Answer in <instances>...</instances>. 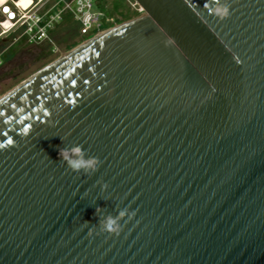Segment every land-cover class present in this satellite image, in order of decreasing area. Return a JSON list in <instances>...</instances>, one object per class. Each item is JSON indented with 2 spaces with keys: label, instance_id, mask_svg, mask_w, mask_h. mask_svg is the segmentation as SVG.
Instances as JSON below:
<instances>
[{
  "label": "water",
  "instance_id": "water-1",
  "mask_svg": "<svg viewBox=\"0 0 264 264\" xmlns=\"http://www.w3.org/2000/svg\"><path fill=\"white\" fill-rule=\"evenodd\" d=\"M136 1L0 98V264H264V0Z\"/></svg>",
  "mask_w": 264,
  "mask_h": 264
},
{
  "label": "built area",
  "instance_id": "built-area-1",
  "mask_svg": "<svg viewBox=\"0 0 264 264\" xmlns=\"http://www.w3.org/2000/svg\"><path fill=\"white\" fill-rule=\"evenodd\" d=\"M126 2L142 10L136 0ZM96 3L97 0H32L28 6H23L20 0H6L0 3V41L15 35V42L20 39L29 44L50 42L58 51L53 33L70 17L78 24L79 34L83 36L78 44H82L117 25H113L114 18L99 10Z\"/></svg>",
  "mask_w": 264,
  "mask_h": 264
},
{
  "label": "rangeland",
  "instance_id": "rangeland-1",
  "mask_svg": "<svg viewBox=\"0 0 264 264\" xmlns=\"http://www.w3.org/2000/svg\"><path fill=\"white\" fill-rule=\"evenodd\" d=\"M110 1L112 2L113 0ZM128 8L130 12H137L132 18L144 12L139 9V6L134 8L128 4ZM109 17L114 18L113 25H119L127 21L118 22L117 18H121V16L117 14ZM74 29H77L76 33L69 37V34H72ZM14 36L15 35H12L0 41V51L3 50L0 54V60L2 61V64H0V96L36 73L51 61L53 62L61 57V52L63 55L66 54V51H68V43L72 41L79 42L83 38V36L79 34L77 22L70 17L59 25L53 33V40L59 49L58 51H55V46L51 45L50 42L29 44L24 39L15 42Z\"/></svg>",
  "mask_w": 264,
  "mask_h": 264
},
{
  "label": "clouds",
  "instance_id": "clouds-1",
  "mask_svg": "<svg viewBox=\"0 0 264 264\" xmlns=\"http://www.w3.org/2000/svg\"><path fill=\"white\" fill-rule=\"evenodd\" d=\"M216 15L221 20L227 18L229 16V8L223 5L217 7ZM25 134H27V129H25ZM13 145V140L7 139L5 142L0 143V149L11 147ZM59 156L71 171L75 173L83 172L85 175L94 174L98 170L101 163L97 157L88 156L83 147L78 144L70 148H61L59 150ZM107 187L108 186L106 184L103 185V189H106ZM97 211H99V209H97ZM126 214L127 209L120 211L115 217L111 214L104 216L103 219L99 220L100 231L106 232L109 235H119L121 230L119 221L123 219ZM131 215H134V213L130 214L129 218H131ZM89 235H91V232H89Z\"/></svg>",
  "mask_w": 264,
  "mask_h": 264
},
{
  "label": "trees",
  "instance_id": "trees-1",
  "mask_svg": "<svg viewBox=\"0 0 264 264\" xmlns=\"http://www.w3.org/2000/svg\"><path fill=\"white\" fill-rule=\"evenodd\" d=\"M96 7L99 10L105 12V14L108 16H115L116 14L120 15L121 18H117L118 22L128 20L132 18V16L137 14L136 11L134 12L129 11L128 3L126 2V0H113L112 2L110 0H97ZM76 31L77 29H74L72 34H69V37L73 36L76 33ZM78 43L79 42H75V41L68 43L67 50L73 48Z\"/></svg>",
  "mask_w": 264,
  "mask_h": 264
},
{
  "label": "bare ground",
  "instance_id": "bare-ground-1",
  "mask_svg": "<svg viewBox=\"0 0 264 264\" xmlns=\"http://www.w3.org/2000/svg\"><path fill=\"white\" fill-rule=\"evenodd\" d=\"M6 0H0V3H3V2H5ZM32 2V0H20V4H22L23 6H28L30 3ZM143 10V9H142ZM144 11V10H143ZM143 14H145L144 12H143ZM115 26H120V24L119 25H115ZM115 26H113V27H111L110 29H107V30H105V31H103V32H101V33H99L98 34V36H100V35H102V34H104V33H106V32H108V31H110V30H112ZM97 36V37H98ZM68 52H66V54H67ZM66 54H61V57H59V58H57L56 60H54L53 62H55V61H57V60H59L60 58H63ZM35 74V73H34ZM33 74V75H34ZM33 75H31V76H33ZM30 76V77H31ZM30 77H28L27 79H29ZM27 79H25V80H23L22 82H20L18 85H16V86H14L12 89H10L9 91H7V92H5L4 94H2L1 96H0V98H2L4 95H6L7 93H9V92H11L14 88H16L17 86H19L21 83H23L24 81H26Z\"/></svg>",
  "mask_w": 264,
  "mask_h": 264
},
{
  "label": "snow or ice",
  "instance_id": "snow-or-ice-1",
  "mask_svg": "<svg viewBox=\"0 0 264 264\" xmlns=\"http://www.w3.org/2000/svg\"><path fill=\"white\" fill-rule=\"evenodd\" d=\"M7 11V10H6Z\"/></svg>",
  "mask_w": 264,
  "mask_h": 264
}]
</instances>
